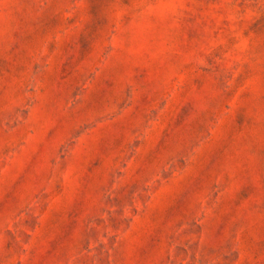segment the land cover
I'll return each instance as SVG.
<instances>
[{
  "label": "rangeland",
  "instance_id": "1",
  "mask_svg": "<svg viewBox=\"0 0 264 264\" xmlns=\"http://www.w3.org/2000/svg\"><path fill=\"white\" fill-rule=\"evenodd\" d=\"M0 264H264V0H0Z\"/></svg>",
  "mask_w": 264,
  "mask_h": 264
}]
</instances>
